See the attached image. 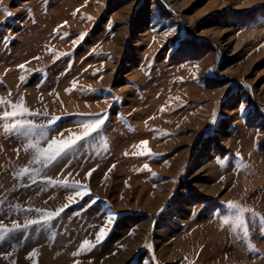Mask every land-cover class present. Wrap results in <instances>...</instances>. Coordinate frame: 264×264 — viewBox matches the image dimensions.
<instances>
[{"label": "rangeland", "instance_id": "1", "mask_svg": "<svg viewBox=\"0 0 264 264\" xmlns=\"http://www.w3.org/2000/svg\"><path fill=\"white\" fill-rule=\"evenodd\" d=\"M0 99L47 113L41 146L107 117L47 168L0 120V221L69 205L0 264H264V0H0Z\"/></svg>", "mask_w": 264, "mask_h": 264}, {"label": "snow or ice", "instance_id": "2", "mask_svg": "<svg viewBox=\"0 0 264 264\" xmlns=\"http://www.w3.org/2000/svg\"><path fill=\"white\" fill-rule=\"evenodd\" d=\"M5 12H7L6 9ZM8 14L10 15V13ZM18 67L24 69L25 65H19ZM21 79H23V77H21ZM3 104H8V110H5L2 112V114H0V120L4 121L2 125L3 131L5 133H11L13 135L22 136L26 138L28 140V143L25 146V151L29 149L33 150L35 152V155L33 157L32 162L37 165L42 164L44 168H47L51 162L58 159L68 150L76 147L85 139L90 138L93 135L99 134L100 130L102 129L103 125L106 123V119H107L105 114H96L95 119L91 120L90 122H86L82 125L83 127L82 134L74 135L69 139L52 138L51 140L47 141L46 146H41V141L47 140V133L44 131L46 125L34 123L32 120L21 119L20 117L29 116V115L31 116L47 115V113L29 112V110L26 107H24L23 102L19 104H11L8 101L0 99V105ZM56 119L58 118L54 117L51 121H49V124L54 123ZM146 144H147L146 141L141 142V145L145 146V150L140 153L141 155L150 154L146 149ZM137 147H139V145ZM144 167L147 168V165H144ZM31 171L32 169L24 168L19 173V175H26L29 174ZM36 171H43V169L38 168L36 169ZM90 174L91 173L89 172L88 175ZM57 183L61 187H66V188H78L80 186L78 181L75 184H69L67 180L57 181ZM76 195L80 196L81 193L77 191ZM68 200L71 202L73 200V197L69 196ZM68 206L69 205L66 204L64 208H61L58 212H53V213H46L43 212L42 209H36L38 213H41L40 218L30 219L27 221L25 225H20L15 221H13V227L9 228L6 227L2 221H0V240L6 239L8 235H10L13 231H16L21 227H29L34 225L42 226L44 224H47L50 220H53L55 219V217L59 216L60 213L63 212L65 208H67ZM226 208L228 210V214L221 216L222 225L229 224L233 219L240 220L245 213H252V215H256V213H254L253 210L244 208L239 204L233 203L231 201L227 203ZM112 219H113V215L109 214L107 223H111ZM259 219L262 222V226H264V217H260ZM244 232L245 235H247L248 229L245 228ZM104 235H105V231L104 229H101L97 234L96 239L101 240L104 237ZM86 245H89V242L87 240H85L82 243L81 248H83ZM76 254L78 253H74V255ZM8 255H10V253ZM36 255L37 253L35 252V250H33V252L29 254V258L35 257Z\"/></svg>", "mask_w": 264, "mask_h": 264}, {"label": "trees", "instance_id": "3", "mask_svg": "<svg viewBox=\"0 0 264 264\" xmlns=\"http://www.w3.org/2000/svg\"><path fill=\"white\" fill-rule=\"evenodd\" d=\"M247 13H249V12H247ZM249 14H250V13H249ZM253 14H255V13H253ZM250 15H251V14H250ZM238 16H240V15H238ZM238 16H236L234 20H236ZM247 17H248V16H246V18H247ZM254 18H255V17H254ZM239 22L242 23L243 21H239ZM185 40H186V38L184 39V41H185ZM189 40H190V38H189ZM184 41H183V38L180 39V40H179V45H180V44H183ZM201 41H202V40H201ZM207 84H208V83H206V85H207ZM260 148H262V150H263V147H262V146H260ZM263 151H264V150H263Z\"/></svg>", "mask_w": 264, "mask_h": 264}, {"label": "bare ground", "instance_id": "4", "mask_svg": "<svg viewBox=\"0 0 264 264\" xmlns=\"http://www.w3.org/2000/svg\"><path fill=\"white\" fill-rule=\"evenodd\" d=\"M209 187V186H208ZM215 187V186H214ZM219 187V186H218ZM218 187H216L214 190L216 191L218 189Z\"/></svg>", "mask_w": 264, "mask_h": 264}, {"label": "crops", "instance_id": "5", "mask_svg": "<svg viewBox=\"0 0 264 264\" xmlns=\"http://www.w3.org/2000/svg\"><path fill=\"white\" fill-rule=\"evenodd\" d=\"M243 153H244V151H243Z\"/></svg>", "mask_w": 264, "mask_h": 264}]
</instances>
